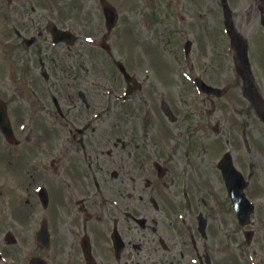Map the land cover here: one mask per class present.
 <instances>
[{
  "label": "rangeland",
  "instance_id": "1",
  "mask_svg": "<svg viewBox=\"0 0 264 264\" xmlns=\"http://www.w3.org/2000/svg\"><path fill=\"white\" fill-rule=\"evenodd\" d=\"M101 1L0 0V98L10 115L17 117L21 143L15 146L13 162L22 167L32 152L38 156L35 160H42L44 150L38 143L44 147L42 141L46 142L45 152L56 143L53 128L45 129L56 119L44 121L49 115L35 104V96L48 95L46 76L64 85L80 80L91 91L89 100L106 109L100 125L110 129L112 138L122 137L134 148L148 140V133L159 160L169 161L177 182H192L208 203L218 209L223 205L222 216L212 215L221 264H264V123L247 98L250 82L264 99V0H228L229 28L233 26L238 38L248 44L249 66L242 64L237 45L227 34L222 0H106L119 14L112 30L106 27ZM48 21L71 30L74 45H55L46 31ZM34 37L36 43L27 45ZM115 61H122L138 78L141 90L126 97V83ZM198 78L226 93L220 98L199 93ZM63 95L67 105L68 94ZM48 100L43 106L55 112ZM163 101L172 108L175 122L164 115ZM23 124L34 128L31 135L21 131ZM5 145L0 144V177L7 176L13 185L22 181V171L20 167L8 170L11 158ZM226 152L232 153L236 167L250 179L247 193L257 205L249 227L257 232L252 243L246 242L245 229L235 224L229 210L219 169ZM30 180L31 187L38 184L33 172ZM27 182L15 186L12 195L0 188L4 190L0 202L13 204L9 209L0 206V241L5 242L8 232L16 237L12 263L22 255L28 264V259L40 254L36 236L43 214L36 225L28 226L34 223V199L26 194Z\"/></svg>",
  "mask_w": 264,
  "mask_h": 264
},
{
  "label": "flooded vegetation",
  "instance_id": "2",
  "mask_svg": "<svg viewBox=\"0 0 264 264\" xmlns=\"http://www.w3.org/2000/svg\"><path fill=\"white\" fill-rule=\"evenodd\" d=\"M45 81L48 95L35 96V104L49 115L44 121L56 119L52 127L50 123L45 127L56 132V143L46 152V142L42 141L44 147L38 143L44 150L42 160H35L38 156L27 147L30 159L22 167L13 162L15 145L10 144L7 167H20L22 181L11 185L7 176L0 177L6 195L27 182L29 172L38 178V184L31 187L30 180L25 189L34 199V223L28 226L36 225L43 214L39 231L47 228L49 238L48 243L36 240L40 254L28 259V264L34 259L46 264H221L213 224L223 214L221 205L218 209L208 203L196 184L177 182L169 161L159 160L158 148L148 133V140L134 148L122 137L112 138L110 129L100 125L106 109L89 100L91 91L80 80L66 85L49 78ZM66 92L68 102L63 105ZM48 97L55 112L43 106ZM10 117L16 133L17 117ZM21 131L31 135L34 128L23 124ZM10 204L0 202L6 209L13 208ZM116 238L123 242L119 252ZM15 243L0 241V264H13ZM29 248L23 247V252ZM24 257L19 256L14 264H24Z\"/></svg>",
  "mask_w": 264,
  "mask_h": 264
},
{
  "label": "water",
  "instance_id": "3",
  "mask_svg": "<svg viewBox=\"0 0 264 264\" xmlns=\"http://www.w3.org/2000/svg\"><path fill=\"white\" fill-rule=\"evenodd\" d=\"M103 6L105 8L108 27L112 28L117 23V14L114 8L111 7L108 3L104 2ZM48 30L54 34L55 40L57 42L68 40L70 44H73V42L75 41V38H73L70 33H63L61 31H58L53 23L49 24ZM245 55H246V51H244V56ZM117 65L122 71V73L125 75L127 82L129 83V93L132 92L134 89H137L139 87L138 81L135 78H132L128 74L125 66L121 62H118ZM131 83H133L134 85L131 86ZM198 87L202 92H206L208 94L222 95L224 93V91L222 90L214 89L212 87L207 86L203 81H198ZM249 98L255 105V108L261 115L262 119L264 120V101L254 90L250 91ZM164 110L172 119L174 118L172 112L170 111L167 105H164ZM0 128L8 138H12L11 127L7 120V111L1 102H0ZM221 168L223 170L225 179L227 181L228 189L234 200L239 220L241 221L242 225H246L250 222V216L254 212V205L248 202L244 194V189L247 186V183L245 184L243 182L241 175L238 174L234 169L231 157L229 155L222 162ZM237 176L238 178H236Z\"/></svg>",
  "mask_w": 264,
  "mask_h": 264
}]
</instances>
